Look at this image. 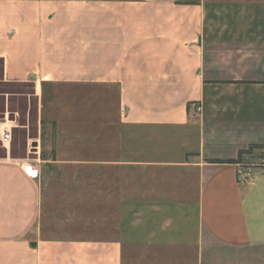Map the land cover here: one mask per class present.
<instances>
[{
  "label": "crops",
  "instance_id": "crops-1",
  "mask_svg": "<svg viewBox=\"0 0 264 264\" xmlns=\"http://www.w3.org/2000/svg\"><path fill=\"white\" fill-rule=\"evenodd\" d=\"M0 58L49 149L0 264H264V157L211 161L264 146V0H0Z\"/></svg>",
  "mask_w": 264,
  "mask_h": 264
},
{
  "label": "rangeland",
  "instance_id": "rangeland-1",
  "mask_svg": "<svg viewBox=\"0 0 264 264\" xmlns=\"http://www.w3.org/2000/svg\"><path fill=\"white\" fill-rule=\"evenodd\" d=\"M3 113H12L15 117L7 124L13 126L12 143L8 151L10 157L23 158L27 155L34 157L48 154L49 149L41 146L36 139L40 129L32 86L29 83L23 84L4 79L0 58V114ZM6 153L7 151L0 146V157H4ZM244 156L247 163L259 165L263 162L264 147H254Z\"/></svg>",
  "mask_w": 264,
  "mask_h": 264
},
{
  "label": "built area",
  "instance_id": "built-area-1",
  "mask_svg": "<svg viewBox=\"0 0 264 264\" xmlns=\"http://www.w3.org/2000/svg\"><path fill=\"white\" fill-rule=\"evenodd\" d=\"M8 121H11L8 118V113H4V117L0 116V146L3 147L7 151V153L12 143V128H13L12 125L9 126L7 125ZM28 173L32 178L37 177L38 168L36 163H31L28 165Z\"/></svg>",
  "mask_w": 264,
  "mask_h": 264
},
{
  "label": "trees",
  "instance_id": "trees-1",
  "mask_svg": "<svg viewBox=\"0 0 264 264\" xmlns=\"http://www.w3.org/2000/svg\"><path fill=\"white\" fill-rule=\"evenodd\" d=\"M254 147H260V148H263L264 146H255V145H251V146H249V148H248L247 150H241V151H239L237 159H233V160H211V161H212V162H240L241 157H242L244 154L248 153V152H249L252 148H254Z\"/></svg>",
  "mask_w": 264,
  "mask_h": 264
},
{
  "label": "water",
  "instance_id": "water-1",
  "mask_svg": "<svg viewBox=\"0 0 264 264\" xmlns=\"http://www.w3.org/2000/svg\"><path fill=\"white\" fill-rule=\"evenodd\" d=\"M0 116H1V117H4V113L1 114ZM8 118H9L10 120H14V119H15V117H14V115H13L12 113H9V114H8Z\"/></svg>",
  "mask_w": 264,
  "mask_h": 264
},
{
  "label": "bare ground",
  "instance_id": "bare-ground-1",
  "mask_svg": "<svg viewBox=\"0 0 264 264\" xmlns=\"http://www.w3.org/2000/svg\"><path fill=\"white\" fill-rule=\"evenodd\" d=\"M8 122H10V121H8Z\"/></svg>",
  "mask_w": 264,
  "mask_h": 264
}]
</instances>
